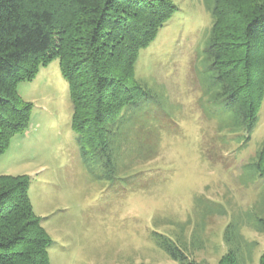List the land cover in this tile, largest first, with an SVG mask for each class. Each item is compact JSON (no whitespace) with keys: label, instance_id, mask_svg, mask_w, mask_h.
<instances>
[{"label":"rangeland","instance_id":"1","mask_svg":"<svg viewBox=\"0 0 264 264\" xmlns=\"http://www.w3.org/2000/svg\"><path fill=\"white\" fill-rule=\"evenodd\" d=\"M171 2L177 11L138 54L135 77L149 96L123 111L110 179L80 153L58 60L16 86L32 108L26 130L0 156V175L30 177L32 210L52 241L49 264H178L151 234L174 238L183 225L186 234L202 226L205 243L192 258L216 264L226 251L222 235L230 216L264 196V178L246 168L264 140V92L245 140L242 130L227 126L231 110L211 98L204 53L211 20L204 0ZM138 150L145 158L136 160ZM208 205L225 216L203 214ZM243 234L257 243V264L264 235Z\"/></svg>","mask_w":264,"mask_h":264},{"label":"trees","instance_id":"2","mask_svg":"<svg viewBox=\"0 0 264 264\" xmlns=\"http://www.w3.org/2000/svg\"><path fill=\"white\" fill-rule=\"evenodd\" d=\"M204 5L211 20L204 50L215 88L211 98L231 110L227 126L242 130L248 140L263 101L264 0H204ZM176 11L171 0H0V156L30 119L32 106L18 95L17 84L58 60L80 153L110 179L123 111L149 96L135 77L138 54ZM146 154L134 153L136 160ZM246 168L251 177L264 178V140ZM29 185L28 176L0 175V264H49L52 241L32 210ZM202 213L223 217L226 211L208 205ZM244 229L264 235V196L230 216L222 235L226 251L216 264L253 263L257 243ZM185 232L183 225L174 238L152 233L151 239L178 264H208L192 258L205 243L202 226ZM257 264H264V252Z\"/></svg>","mask_w":264,"mask_h":264}]
</instances>
